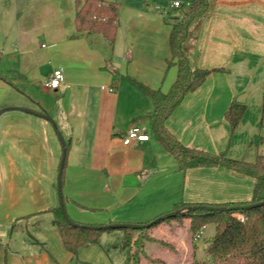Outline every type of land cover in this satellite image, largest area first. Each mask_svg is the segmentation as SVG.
I'll return each mask as SVG.
<instances>
[{
    "label": "crops",
    "instance_id": "0c3cea01",
    "mask_svg": "<svg viewBox=\"0 0 264 264\" xmlns=\"http://www.w3.org/2000/svg\"><path fill=\"white\" fill-rule=\"evenodd\" d=\"M102 1L119 3L111 48L99 35L72 37L75 0H0V110L9 108L0 115V264L127 261L128 249L113 250L122 229L80 247L76 261L64 249L52 224L62 146L36 113L52 118L67 146L61 189L76 223L144 225L179 203L252 199L253 179L229 168L178 171L150 130L148 141L123 144L125 132L147 126L154 110L145 88L166 93L176 79L177 67L167 66L171 18L180 13L172 5L186 8L192 0ZM183 51L192 67L224 71L212 72L184 98L167 129L185 146L249 160L239 150L253 141L264 112V0H210L208 11L189 24ZM54 69L63 82L47 91L42 84ZM231 103L246 107L232 134L224 118ZM187 233L171 244L175 251L159 250L160 263L150 264L188 261L187 248L192 254L200 235L189 242ZM164 234L171 237L170 230Z\"/></svg>",
    "mask_w": 264,
    "mask_h": 264
},
{
    "label": "trees",
    "instance_id": "16d2710c",
    "mask_svg": "<svg viewBox=\"0 0 264 264\" xmlns=\"http://www.w3.org/2000/svg\"><path fill=\"white\" fill-rule=\"evenodd\" d=\"M209 3L210 0H192L186 8L181 6L176 8L180 13L171 18L170 59L167 60V66L175 65L177 76L166 93L145 88L147 96L154 105L152 114L146 116L148 119L147 127L162 147L172 155L178 171L184 172L193 168L220 166L229 168L253 179L252 199L243 204L187 205L179 203L174 206L172 212L191 206L230 208L264 201V154H257L255 161L250 163L230 158L226 152L214 154L191 148L177 140L166 127V121L186 96L204 84L212 72L224 71L223 68L206 70L192 67L183 51V43L187 38L189 24L208 11ZM118 6L119 3L117 2L75 0V34L72 37L99 35L111 48L116 35ZM245 111L244 105L231 103L228 106L224 118L229 124L230 134L234 132ZM66 151L67 146L65 145ZM64 166L65 160L63 168ZM62 175L63 173H61V186L63 184ZM52 212L54 214L52 224L60 235L64 249L71 255L73 261H76L77 251L80 247L96 244L102 232L113 230L112 228L99 229L108 225H83L69 219L73 223L71 225L64 221L59 207L52 209ZM182 219L189 221L187 231L189 242L206 226H213V234L205 242L203 249L207 260L196 259L194 255L195 245L192 244L191 257L184 264H264V204L245 210L190 211L158 221L141 230L122 229L124 238L119 246L122 249H128L126 264L160 263L159 259L149 257L145 252V242L156 241L148 233L154 227L169 220L181 221ZM92 227L99 228L92 229ZM159 242H162L164 245L162 247L165 248L164 242L162 240ZM168 246L167 249L165 248L166 252H170L173 248L171 244Z\"/></svg>",
    "mask_w": 264,
    "mask_h": 264
},
{
    "label": "rangeland",
    "instance_id": "374dc122",
    "mask_svg": "<svg viewBox=\"0 0 264 264\" xmlns=\"http://www.w3.org/2000/svg\"><path fill=\"white\" fill-rule=\"evenodd\" d=\"M99 38H102V37L99 36ZM101 40L103 42H105L104 39H101ZM256 124H257V126H256V131L254 134L255 137H254L253 141L249 140L239 150L241 153L239 158H244L245 160L247 158H249V160H246V161H250V162L255 161L257 154H264V112L263 113L260 112V115L258 116ZM245 155H247V156H245ZM206 228L207 229L204 230L203 232H199L200 234L198 233V235H200V238L196 239V241L194 242V245L196 246L195 257L197 260H207V256L204 254L203 249L205 247V242L209 239V237H210L209 235L213 231V226L208 225V226H206ZM159 229L160 230L158 233L156 231H153V230L149 231V233H148L151 237L155 238L156 241H146L144 244L145 252L147 253V255L149 257H152V258L155 257L156 252H160L161 250L163 251V253H166L165 248L167 249V247H169L168 246L169 244H173V243L177 244L178 241L180 240L179 239L180 236H182L184 238L185 234L188 231V221L184 220V219H182L181 221H174V220L170 221L169 220L164 225H162ZM168 230H170L171 237L164 234ZM120 231L121 230H112L109 232H120ZM162 231L164 233H162ZM102 233H104V232H102ZM159 240H162L164 242L165 248L162 247L164 245H162V242L160 243ZM118 245L119 244H117V248H115L113 250H115L118 254L123 253V251H121V249H119L120 247H118ZM177 248L178 247L173 246V248H171V250L175 251ZM187 250H188V252L186 253L187 259H190L191 249L188 247Z\"/></svg>",
    "mask_w": 264,
    "mask_h": 264
},
{
    "label": "water",
    "instance_id": "95a60500",
    "mask_svg": "<svg viewBox=\"0 0 264 264\" xmlns=\"http://www.w3.org/2000/svg\"><path fill=\"white\" fill-rule=\"evenodd\" d=\"M13 109H16V108H13ZM6 110H9V108H3L0 110V115L6 111ZM35 115H37L38 117L40 118H43L44 120L48 121L52 126L53 128L55 129V132L58 136V139L60 141V144L62 146V156H61V160H60V164H59V169H58V177H57V193H58V207H59V210H60V213H61V216L62 218L64 219V221H66L67 223L69 224H73L67 214H66V211H65V207H64V201H63V195H62V189H61V173H62V169H63V163H64V159H65V143L60 135V133L58 132L55 124H54V121L52 120V118L46 114H38L36 113ZM264 204V201L263 202H259V203H256V204H248V205H244V206H237V207H230V208H225V207H208V206H191V207H186L185 209L183 210H178V211H173V212H169L167 214H164L154 220H152L151 222L147 223V224H144V225H137V224H111V225H108V226H104V227H92V229H96V228H99V229H103V228H112V229H129V230H141V229H144V228H148L149 226H151L152 224L158 222V221H161V220H166V219H169V218H173L175 216H177L178 214H185L187 212H190V211H197V210H206V211H210V210H218V211H226V210H245V209H250V208H253V207H257V206H260ZM75 225V224H74Z\"/></svg>",
    "mask_w": 264,
    "mask_h": 264
},
{
    "label": "built area",
    "instance_id": "2783aa9c",
    "mask_svg": "<svg viewBox=\"0 0 264 264\" xmlns=\"http://www.w3.org/2000/svg\"><path fill=\"white\" fill-rule=\"evenodd\" d=\"M173 8L180 7L178 2L173 3ZM63 82V75L60 69H54L50 77L43 82L42 86L47 91L57 90ZM109 91H113V89H109ZM149 129L147 126L143 125H132L123 136V144L130 145L132 142H145L148 141Z\"/></svg>",
    "mask_w": 264,
    "mask_h": 264
}]
</instances>
